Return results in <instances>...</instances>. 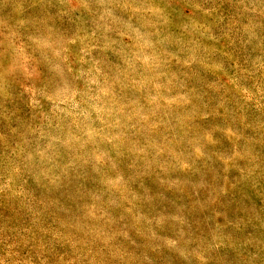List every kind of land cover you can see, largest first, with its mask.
Here are the masks:
<instances>
[{"label": "rangeland", "instance_id": "374dc122", "mask_svg": "<svg viewBox=\"0 0 264 264\" xmlns=\"http://www.w3.org/2000/svg\"><path fill=\"white\" fill-rule=\"evenodd\" d=\"M0 264H264V0H0Z\"/></svg>", "mask_w": 264, "mask_h": 264}]
</instances>
